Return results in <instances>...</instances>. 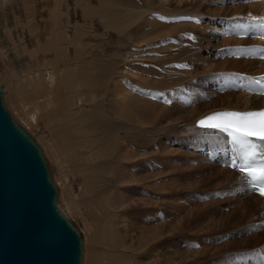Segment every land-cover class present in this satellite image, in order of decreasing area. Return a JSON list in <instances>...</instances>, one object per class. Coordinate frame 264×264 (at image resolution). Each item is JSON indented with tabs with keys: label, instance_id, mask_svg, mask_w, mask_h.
<instances>
[{
	"label": "bare ground",
	"instance_id": "obj_1",
	"mask_svg": "<svg viewBox=\"0 0 264 264\" xmlns=\"http://www.w3.org/2000/svg\"><path fill=\"white\" fill-rule=\"evenodd\" d=\"M172 1L161 0L160 12L127 6L129 19L117 32L122 44L129 32L133 55L111 58L103 50L97 56L95 44L77 31L70 36L68 5L61 0L60 6L56 0H22L25 13L19 0H0L3 103L41 147L57 196H70L72 205L56 200L60 210L71 220L74 211L88 242L106 250L109 264H264V198L230 166L236 156L229 139L197 126L216 111L264 108V95L258 94L264 87V0H174L176 8H171ZM189 2L206 14L178 10ZM144 17L145 27L136 38L133 29ZM160 27L173 49L208 50V66L199 62L208 72V102L192 101L190 95L183 100L177 85L107 83L117 60L124 66L131 59L130 64H137L140 45L146 37L156 39ZM84 49L92 60H85ZM165 96L170 108L161 102ZM87 115L99 129L88 130ZM114 123L124 124L125 131L111 129ZM146 135L153 137L152 144L138 146ZM76 140L81 147L73 146ZM199 145L206 146L207 158L188 151ZM181 157L189 165L184 170L197 174H187L183 186L182 181L163 182V174L175 172ZM75 171L91 184L82 187L83 200L106 195L103 201L96 198L93 213H79L81 204L72 190ZM108 181L115 183L109 186ZM187 187H193L191 192L183 191ZM197 218H208L198 231L189 227ZM195 239L200 245L190 247ZM83 246V264H102L97 248L85 241Z\"/></svg>",
	"mask_w": 264,
	"mask_h": 264
},
{
	"label": "rangeland",
	"instance_id": "obj_2",
	"mask_svg": "<svg viewBox=\"0 0 264 264\" xmlns=\"http://www.w3.org/2000/svg\"><path fill=\"white\" fill-rule=\"evenodd\" d=\"M61 1L64 4L66 3L68 5L67 10L68 11L70 10V15L68 17L69 18V22L67 24L68 28L66 27V29L69 32L70 36L73 37L74 34L77 31L80 34V36L86 42H87V40H89L90 42L95 44L96 52H97L96 55L97 56L101 55L100 53L103 50V54L106 55V56H110L111 58L112 57L115 58L116 55H120V56L123 55V57L132 56L133 55V52H132L133 51L132 50L133 49V45H132V42H131L130 37H129V32L128 31L126 32V40H125V38L121 39V41L124 40L123 44L120 42V38L121 37H120L119 33L117 32L119 26H124V25L127 24V21L129 19V15H130V13L128 12V7H139V8H143V9H152V10H154L156 12H160L163 9V4L161 3V0H80V2H78V0H61ZM118 1H119V3H118ZM56 4L58 6H60L59 0H56ZM87 5L92 7V8H94L95 9V13L91 12L88 15H85V12L83 10V6H87ZM170 6H171V8H176V4H175L174 0L172 1ZM108 7L109 8L111 7V10ZM178 10H180L184 14H187V13H190V12H200L202 14H206L205 11H203L200 7L195 6L191 2L185 3L183 6L178 7ZM112 17H113V19H112ZM146 18L147 17L142 18V20H140V22L134 27L133 31L135 32L136 38H139L141 36V34L143 32V29L145 27ZM185 18H187V17L183 16L182 20H184V21L187 20ZM206 22H208V20H206ZM118 24H120V25H118ZM108 25H110V26H108ZM184 25H185V23H184ZM204 25H206V24H204ZM112 27H114L116 30L114 28H112ZM181 31L182 30H179L178 34H181ZM207 31H208V29H207ZM52 37H55V36L52 35ZM127 38H129V39L127 40ZM145 39L146 40H144L143 44L140 45V47L138 49V52H139L138 55L140 56V60L139 59L138 60L140 62L137 60V64L136 65L135 64H130L133 61L131 59L130 63L127 61V63L124 66V63L121 61V59H120V63H119V60H117V63H115V64L118 67L116 65H115L116 67L113 65L114 67L112 68V71L109 72L110 73V78L108 80L110 82L108 81L107 83L108 84L110 83V85H117L118 83L119 84L121 83L120 85H126V84L127 85H136V84L137 85H143V83H142L143 81L145 83H148V81H149V83H151L153 85H158L159 84V85H162V86H164L166 88H171V87L177 85V87H176L177 90L176 89L175 90L177 92H178V90H180L182 92V95H179V94H181L180 92L178 93V95L183 100H187L188 96L190 95L192 101H194V100L198 101L199 100L198 102H204V103L208 102V87H209L208 78H207L208 77V72L207 73L204 72V68L200 69L201 67L199 65L200 60H202L203 62L206 63L205 65L208 66V64H207L208 63V50L206 51L204 48L199 49L197 47H191V46L190 47H185L183 49H173L166 42V37L164 35V29L162 27L159 28L158 36H157L156 39H154L152 41L148 37H146ZM11 40H13V39H11ZM119 42L121 43V46H120ZM29 43H31V42H30L29 39H27V45ZM14 46H17V45L15 44ZM86 51L87 50L84 49V55L86 56V57H84L85 60H92L93 57L92 56L88 57V54H87L88 51L87 52ZM25 57H27V59L30 60L29 56L25 55ZM86 63L87 62H85V64ZM138 63H140V64H138ZM87 65L89 66L88 63H87ZM127 65H128V67H127ZM130 65H131V67H130ZM132 66H134V67H132ZM128 70L130 71V73H129ZM134 70H135L136 74H135ZM197 70H199V71H197ZM196 71H197L198 75L194 76ZM190 73L193 76L189 75ZM141 75H143L145 79ZM139 76H141V77L139 78ZM188 76L190 78L193 77L194 79L190 80L188 78ZM135 77L138 78V79H135ZM75 78L77 79V77H73V79H75ZM140 80L142 82H140ZM193 80H195L196 82L193 81ZM84 81H86V77L83 80V82H81L82 85H83V83L84 84L86 83ZM187 85L189 86L188 87L189 89L191 88L190 90H191L192 95L190 93V90L187 88ZM190 85H192L193 87L190 86ZM199 89H200V91L202 93H199ZM242 89H244V88L242 87ZM182 90H184L187 95L185 93L183 94L184 91H182ZM193 91L195 93H193ZM197 92H198V94H197ZM184 95H186V96H184ZM181 96L187 97V98L184 99ZM199 96H201V97H199ZM202 97L205 100H202L203 99ZM164 98H163V101L161 100V102H164L166 100V102H164V103H166V105H168L167 107L170 108V105L172 104L171 100L168 99L166 96ZM174 100L176 101L177 99L174 98ZM24 102H26V100ZM4 105H5V108H6V104H4ZM29 107H30V105H29ZM6 110L8 111V108H6ZM8 113L10 114V116L12 115L10 110L8 111ZM12 117L13 116H11V118ZM12 119L14 121V118H12ZM84 120L87 122L88 130L95 131V130L100 128V124L99 123L97 124L96 129H94V127L92 126V124H93L92 115H87ZM16 122L17 121L15 120V123ZM16 124L18 126L20 125L19 127H21V128L23 127L21 124H18V123H16ZM112 125H111V129H113L114 131H121V132L125 131L124 124L114 123ZM22 129L26 133H28L24 129V127ZM152 142H153V137H149L148 135H146V136L142 137L141 140L139 142H137V144H138V146L141 147L145 143H146V146H147L149 143L152 144ZM36 144L38 145V147L41 150V147L39 146V144L37 142H36ZM73 146L81 147L80 141L76 140L74 142ZM197 147H198V149H197ZM197 147L196 146H195V148L191 147L192 149L189 148L188 151L189 150L190 151L196 150V151H194L195 153L197 152L196 154H200V155L204 156L205 158H207L208 157V153L206 154V152H208V150L205 148L206 146L199 145ZM42 156H44V155L42 154ZM43 158L45 159V161H46V163L48 165V169L50 171L51 169H50V165L48 164V161L46 160L45 157H43ZM102 158L103 157L100 156L98 158V161H100V159H102ZM205 158L202 159V163H204V164H206V159ZM176 165H177L176 166L177 168L174 170L175 172L163 174V176H162L163 177V182H165L167 179H170V180L172 179V180H177V183H179V181L181 183V181H182V183L179 184V185L183 186V185H186L185 184L186 183L185 179H186L187 174H189V176H194L195 174H197V171L195 169H193L191 171H187L189 169L188 168L189 165H188V162H186L184 157H181L180 160L178 159L176 161ZM111 168H113V167H109V166L107 167V169H111ZM169 168H173V166H171ZM184 168L187 169V170H184ZM74 173L76 175V177H75V186H74L75 188L72 187V190L75 193V197H77L76 198L77 201H79L81 206H82V207L80 206V208H79V211H80L79 213H84V212L85 213H93V210H96V207H97V201L98 200L97 201H95V200L98 197V194H94V196H92L93 198L91 197V199L89 201L86 200L85 198L83 200V197L81 196V192H84V191L81 190V189H82V187L88 186V185H91V184H86V183L84 184V182L82 181L80 176L77 175V172L75 171ZM73 175H70V176L67 177V182L68 183L71 181ZM50 176H51V179H52L51 172H50ZM52 181H53V179H52ZM110 183L108 181V185L109 186L110 185L113 186L115 181L113 183L112 182H110ZM193 187L184 188L183 191L186 192V193L191 192ZM55 188H56V186H55ZM115 191H117V190H115ZM57 192H58V190H57ZM108 194H107V196H108ZM100 197H102V196H99L98 199L100 201L101 200L103 201V198L105 200L106 195H104V197H102V198H100ZM92 199H94L93 202H92ZM56 200H58L60 204H62L64 201H67V202H69L72 205V200L70 199V196H68V195L61 196V194L59 193V196H57ZM204 200H206V199H204ZM204 200H202V201H204ZM58 201H57V206L59 207ZM84 204H86V205H84ZM81 208L84 211L83 210L81 211ZM86 208L88 209V212H87ZM89 208H91V209H89ZM59 209H60V207H59ZM62 213H64V212L62 211ZM162 214L164 215L165 212H163ZM71 217H72V220L69 219L68 217L67 218L74 224L75 228L80 233V236L82 238V245H84V241H85L87 245L89 244L91 249L96 250L95 248H97L98 251L96 250V252H97L98 256L96 257V259H99L102 264H109L107 259H106L108 257V253L106 252V250L100 245L93 244L91 241L88 242L86 229H85V227H84V225H83V223L81 221L76 220V215H75L74 211L72 212ZM169 221L173 223L172 220L169 219ZM194 221H196V223L193 222V224H195V225L194 226L191 225L189 227L194 229V230H196V231L199 230V227H203L204 228V226H206V224H208V218L199 219V220L197 218ZM201 221L205 222L204 226H203V223H201ZM203 236H207V235H203ZM194 238H197V237H194ZM206 243L207 242H203L201 245H204ZM191 245H193V246H190V245L189 246L196 248V246L197 245L199 246L200 244H199L198 240L195 239ZM182 247H184V245H182ZM186 247H188V246H186ZM103 250H104V252H103ZM83 252H85L84 246H83ZM83 261H84V256L82 257V264L84 263ZM206 262H208V260Z\"/></svg>",
	"mask_w": 264,
	"mask_h": 264
},
{
	"label": "water",
	"instance_id": "obj_3",
	"mask_svg": "<svg viewBox=\"0 0 264 264\" xmlns=\"http://www.w3.org/2000/svg\"><path fill=\"white\" fill-rule=\"evenodd\" d=\"M0 87V264H82L78 230L35 140L11 118Z\"/></svg>",
	"mask_w": 264,
	"mask_h": 264
},
{
	"label": "snow or ice",
	"instance_id": "obj_4",
	"mask_svg": "<svg viewBox=\"0 0 264 264\" xmlns=\"http://www.w3.org/2000/svg\"><path fill=\"white\" fill-rule=\"evenodd\" d=\"M258 94L264 95V87ZM198 126L226 132L231 136L239 156L231 160L230 166L244 174L252 189L264 197V152L258 153L264 148V110L215 113L200 120ZM258 154L260 159L256 158Z\"/></svg>",
	"mask_w": 264,
	"mask_h": 264
},
{
	"label": "crops",
	"instance_id": "obj_5",
	"mask_svg": "<svg viewBox=\"0 0 264 264\" xmlns=\"http://www.w3.org/2000/svg\"><path fill=\"white\" fill-rule=\"evenodd\" d=\"M34 1H38V0H34ZM19 2L21 3V8H22V10H23V13H25L24 12V6H23V2H22V0H19ZM78 2H80V0H78ZM83 10H84V12H85V15H88L89 13H95V9L94 8H92V7H90V6H83ZM69 12V14H70V11H68ZM24 16H25V14H24ZM25 20V19H24ZM118 25H120V24H118Z\"/></svg>",
	"mask_w": 264,
	"mask_h": 264
}]
</instances>
